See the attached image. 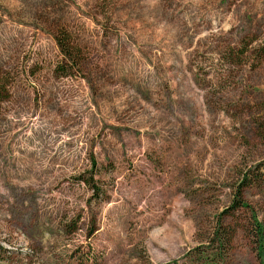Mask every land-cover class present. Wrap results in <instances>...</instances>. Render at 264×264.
Wrapping results in <instances>:
<instances>
[{
    "label": "rangeland",
    "instance_id": "rangeland-1",
    "mask_svg": "<svg viewBox=\"0 0 264 264\" xmlns=\"http://www.w3.org/2000/svg\"><path fill=\"white\" fill-rule=\"evenodd\" d=\"M57 25L84 72L56 71ZM263 45L264 0H0V252L261 264ZM244 172L251 207L230 209Z\"/></svg>",
    "mask_w": 264,
    "mask_h": 264
},
{
    "label": "trees",
    "instance_id": "trees-1",
    "mask_svg": "<svg viewBox=\"0 0 264 264\" xmlns=\"http://www.w3.org/2000/svg\"><path fill=\"white\" fill-rule=\"evenodd\" d=\"M56 43L63 55V58L58 63L56 71L63 76L76 75L77 73L85 71L87 53L81 43L74 37L72 32L65 25H57L53 31ZM244 53V52H243ZM258 56L264 58V45L258 50ZM5 91V87L3 90ZM93 179V178H92ZM254 176H250L248 172H244L241 180L235 188L234 202L230 209H238L240 207L250 208V204L243 200L242 192L245 187H250L254 182L252 181ZM257 178H255L256 180ZM86 183L90 186L92 191L95 193L98 191L96 185L92 184L95 182L87 181ZM229 211V210H227ZM254 215V214H253ZM254 217H256L254 215ZM254 232L258 242V256L261 260V264H264V225L254 218L252 223ZM214 240L219 243V246L231 245L236 231L232 228L225 227L223 224L217 223V226L213 232ZM0 250L3 251V247L0 246ZM12 252H0V264H12L13 256ZM161 264H178L176 260L165 262Z\"/></svg>",
    "mask_w": 264,
    "mask_h": 264
}]
</instances>
